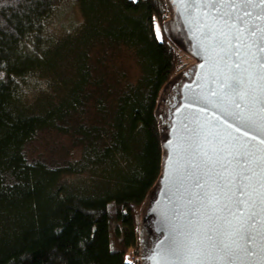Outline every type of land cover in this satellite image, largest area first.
<instances>
[{
    "label": "trees",
    "instance_id": "16d2710c",
    "mask_svg": "<svg viewBox=\"0 0 264 264\" xmlns=\"http://www.w3.org/2000/svg\"><path fill=\"white\" fill-rule=\"evenodd\" d=\"M61 2L0 0V264H137L131 255L157 241L147 209L155 242L142 250L140 212L163 173L169 125L158 107L179 64L171 4ZM58 22L61 34L50 33ZM45 131L80 156L55 166L30 157Z\"/></svg>",
    "mask_w": 264,
    "mask_h": 264
},
{
    "label": "water",
    "instance_id": "95a60500",
    "mask_svg": "<svg viewBox=\"0 0 264 264\" xmlns=\"http://www.w3.org/2000/svg\"><path fill=\"white\" fill-rule=\"evenodd\" d=\"M169 2L196 64L168 123L144 262L264 264V0Z\"/></svg>",
    "mask_w": 264,
    "mask_h": 264
},
{
    "label": "rangeland",
    "instance_id": "374dc122",
    "mask_svg": "<svg viewBox=\"0 0 264 264\" xmlns=\"http://www.w3.org/2000/svg\"><path fill=\"white\" fill-rule=\"evenodd\" d=\"M62 0H60L61 2ZM62 3V2H61ZM65 8V7H64ZM63 8V9H64ZM61 9V6H60ZM62 10L61 12H63ZM69 14V12H68ZM70 14L73 15L74 20H79L80 16L77 12L71 11ZM168 17L166 19V32L169 37L172 39L173 43L176 45L177 53L179 55V64L176 67L170 81L166 84L163 89V92L160 97L159 107H158V116L160 121L164 122L168 119V112L170 107L173 105V97L174 95L179 94V90L176 91L175 87L181 86L188 80V74L193 70L196 61L194 57L191 55L189 42L183 31L181 23H179L178 16L175 11L171 7L166 14ZM69 17V15H68ZM176 17V18H175ZM62 23L59 22L54 26L49 24L48 31L55 34H61L56 27L61 26ZM129 54V53H128ZM126 52L120 58L121 65L125 68V72L130 76V78H135L138 75V68L134 63V59L131 55H128ZM128 79V77H127ZM72 141L70 138L55 133L53 131H45L38 134L35 138L34 142L30 144L27 148L28 155L30 157L39 158L45 160L49 165H62L64 162L69 160L72 156L79 157L80 149L72 146ZM71 148H74L73 150ZM72 150L71 154L70 151ZM152 195L150 200L146 203L142 211L140 212L141 216V230H142V250L147 252L153 243L155 242V237L153 238V234H151L150 228L148 227L146 221L143 222V217L146 214V211L150 205V201L152 199ZM144 224V227H143ZM147 248V249H146ZM152 250V249H151ZM146 254L141 253L139 251L138 258L136 255H131L132 260L137 264H143V260ZM142 257V259H141Z\"/></svg>",
    "mask_w": 264,
    "mask_h": 264
},
{
    "label": "flooded vegetation",
    "instance_id": "af4514ba",
    "mask_svg": "<svg viewBox=\"0 0 264 264\" xmlns=\"http://www.w3.org/2000/svg\"><path fill=\"white\" fill-rule=\"evenodd\" d=\"M191 75L192 74H188L189 77H188L187 82H189L191 80V77H192ZM187 82H185L184 84H182V86L185 85ZM180 87L181 86L175 87V90L176 91L180 90ZM179 95H180V93L178 95H174V97L172 98L173 99V105L169 109V112H168V122L167 123H169L171 113L174 111V109L176 108V105L179 102ZM143 264H145V262Z\"/></svg>",
    "mask_w": 264,
    "mask_h": 264
},
{
    "label": "snow or ice",
    "instance_id": "6c2138e0",
    "mask_svg": "<svg viewBox=\"0 0 264 264\" xmlns=\"http://www.w3.org/2000/svg\"><path fill=\"white\" fill-rule=\"evenodd\" d=\"M213 3H215V0H213ZM262 31H264V30H262ZM253 35H255V33H253ZM260 40L264 41V35H262L260 37ZM258 47L260 48L261 52H264V44H258ZM261 63H264V61H261Z\"/></svg>",
    "mask_w": 264,
    "mask_h": 264
}]
</instances>
